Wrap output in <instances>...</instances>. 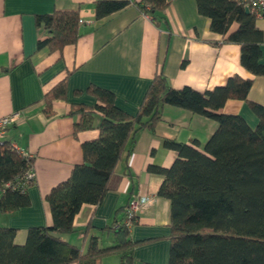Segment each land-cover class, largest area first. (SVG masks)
<instances>
[{
    "label": "crops",
    "instance_id": "crops-1",
    "mask_svg": "<svg viewBox=\"0 0 264 264\" xmlns=\"http://www.w3.org/2000/svg\"><path fill=\"white\" fill-rule=\"evenodd\" d=\"M95 1L0 0V117L18 112L2 139L32 156L35 173L34 181L26 187L29 204L10 212L0 210V226L15 227L16 242L24 240L30 226L52 224L46 194L82 161L81 141L98 135L96 127L75 134L74 121L79 115L68 114L73 103H96L87 91L90 85L111 91L119 107L134 113L162 63L165 76L177 89L190 86L205 91L225 84L234 75L252 77L247 100L230 98L220 108L241 114L251 127L258 117L248 101L264 104V75L254 76L244 69L240 45L223 42L225 36L211 29L210 18L198 12L196 0H173L159 24L134 4L96 19ZM56 10L78 11L81 36L75 44L49 51L47 46L38 47V41L48 36L40 18ZM255 23L263 33L264 62V17ZM236 27L237 23H232L228 33ZM63 80L67 81V98L54 100L53 114L47 115L43 97ZM100 118L95 112L93 124ZM216 126L211 117L164 104L154 129L140 130L131 153L116 163L102 200L83 203L73 218L74 231L62 233V238L82 250L90 234L98 235L102 245L111 244L113 233L105 226L114 210L146 196L136 211L137 223L130 228L132 239L147 240L134 247L133 264H168L170 201L157 194L162 176L147 166H169L176 157L174 149L163 145L164 137L181 142L196 139L202 147ZM88 222L92 228L84 238L82 230ZM119 259V253H111L99 264H119Z\"/></svg>",
    "mask_w": 264,
    "mask_h": 264
},
{
    "label": "trees",
    "instance_id": "trees-1",
    "mask_svg": "<svg viewBox=\"0 0 264 264\" xmlns=\"http://www.w3.org/2000/svg\"><path fill=\"white\" fill-rule=\"evenodd\" d=\"M172 1L96 0L94 16L101 19L134 4L159 24ZM252 2L196 0L198 12L210 18L211 29L225 36L223 42L240 45L244 69L261 76L263 33L250 11ZM40 19L48 36L38 41V47L61 50L81 36L78 11L56 10ZM234 22L236 29L228 33ZM252 82V77L234 75L211 90L198 91L190 86L177 89L165 76L161 63L134 113L119 107L111 91L90 85L87 91L95 96L96 103H73L68 114L79 115L74 121L75 134L96 127L98 135L81 141L82 161L46 194L52 224L30 226L21 243L15 241V227L0 226V264H99L111 253H119V264H133L134 247L147 240L132 239L130 228L137 223V216L131 217V225L125 222L128 203L118 206L105 226L113 233L111 244L102 245L98 235L90 234L82 250L61 234L74 231L73 218L83 203L102 200L116 163L131 153L140 130L154 129L166 103L217 121L202 147L196 139L181 142L164 137L163 145L174 149L176 157L169 166H147L162 176L157 194L170 201L168 264H264V104L248 101L258 117L254 127L239 113L220 111L227 99L247 100ZM66 98L67 81L63 80L45 93L43 110L52 115V102ZM95 112L101 114L96 125ZM32 161V156L22 154L9 140L0 143L1 211L29 204L22 185L27 187L34 181L24 178ZM91 228L88 222L82 230L84 238Z\"/></svg>",
    "mask_w": 264,
    "mask_h": 264
},
{
    "label": "built area",
    "instance_id": "built-area-1",
    "mask_svg": "<svg viewBox=\"0 0 264 264\" xmlns=\"http://www.w3.org/2000/svg\"><path fill=\"white\" fill-rule=\"evenodd\" d=\"M250 11L253 12L256 19L263 18L264 17V0H253ZM17 116H18V112H14V113L0 117V143L3 142L2 137L6 132V128L11 122L16 120ZM11 145L17 148V146L14 143H11ZM21 152L25 156H30V154H28L27 152H24V151H21ZM24 178L26 179V181L35 179V173H34L32 164L26 169L24 173ZM22 187L26 188V185L23 184ZM146 200H147L146 196H141L139 198L131 199L128 202V206H127L128 216L125 218V222L128 225L132 224L131 217L136 214V211L139 209L141 204L144 203Z\"/></svg>",
    "mask_w": 264,
    "mask_h": 264
},
{
    "label": "water",
    "instance_id": "water-1",
    "mask_svg": "<svg viewBox=\"0 0 264 264\" xmlns=\"http://www.w3.org/2000/svg\"><path fill=\"white\" fill-rule=\"evenodd\" d=\"M245 11H246V12H249V9H248V8H245Z\"/></svg>",
    "mask_w": 264,
    "mask_h": 264
},
{
    "label": "rangeland",
    "instance_id": "rangeland-1",
    "mask_svg": "<svg viewBox=\"0 0 264 264\" xmlns=\"http://www.w3.org/2000/svg\"><path fill=\"white\" fill-rule=\"evenodd\" d=\"M24 240H25V238H24ZM24 240H23V241H24ZM23 241H21V242H23ZM21 242H20V243H21Z\"/></svg>",
    "mask_w": 264,
    "mask_h": 264
}]
</instances>
